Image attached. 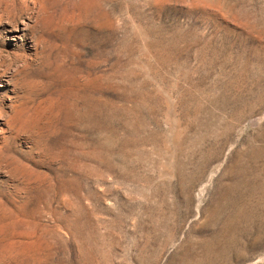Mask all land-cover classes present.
Segmentation results:
<instances>
[{
    "label": "rangeland",
    "instance_id": "rangeland-1",
    "mask_svg": "<svg viewBox=\"0 0 264 264\" xmlns=\"http://www.w3.org/2000/svg\"><path fill=\"white\" fill-rule=\"evenodd\" d=\"M0 264H264V0H0Z\"/></svg>",
    "mask_w": 264,
    "mask_h": 264
}]
</instances>
